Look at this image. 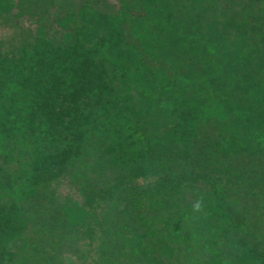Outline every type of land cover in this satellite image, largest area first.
<instances>
[{
    "label": "trees",
    "instance_id": "1",
    "mask_svg": "<svg viewBox=\"0 0 264 264\" xmlns=\"http://www.w3.org/2000/svg\"><path fill=\"white\" fill-rule=\"evenodd\" d=\"M0 264H264V0H0Z\"/></svg>",
    "mask_w": 264,
    "mask_h": 264
}]
</instances>
